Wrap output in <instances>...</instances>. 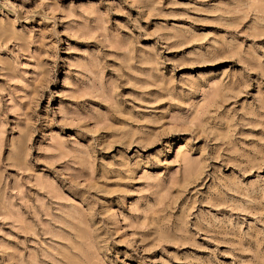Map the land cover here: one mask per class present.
<instances>
[{"label":"rangeland","instance_id":"374dc122","mask_svg":"<svg viewBox=\"0 0 264 264\" xmlns=\"http://www.w3.org/2000/svg\"><path fill=\"white\" fill-rule=\"evenodd\" d=\"M0 264H264V0H0Z\"/></svg>","mask_w":264,"mask_h":264}]
</instances>
